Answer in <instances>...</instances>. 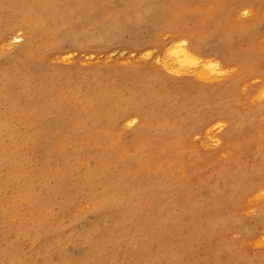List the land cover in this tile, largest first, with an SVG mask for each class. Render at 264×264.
<instances>
[{
	"label": "rangeland",
	"instance_id": "1",
	"mask_svg": "<svg viewBox=\"0 0 264 264\" xmlns=\"http://www.w3.org/2000/svg\"><path fill=\"white\" fill-rule=\"evenodd\" d=\"M0 264H264V0H0Z\"/></svg>",
	"mask_w": 264,
	"mask_h": 264
},
{
	"label": "bare ground",
	"instance_id": "2",
	"mask_svg": "<svg viewBox=\"0 0 264 264\" xmlns=\"http://www.w3.org/2000/svg\"><path fill=\"white\" fill-rule=\"evenodd\" d=\"M19 30V29H18ZM16 32H18L17 30H15V32H11V33H14L11 37H10V40H12L13 42H19L21 40V36ZM9 34V33H8ZM6 34V35H8ZM11 35V34H10ZM7 38V37H6ZM184 46V45H183ZM172 55L174 56L175 60L179 63H181L182 61L184 62H188V64H193L194 66L197 65V61L196 59L192 60V56L189 54L188 50L186 48H179L177 50H175L174 52L172 51ZM192 60V61H191ZM201 60V59H200ZM204 60V59H203ZM191 61V62H190ZM203 62V61H202ZM211 62V61H210ZM210 62H208V65L211 66ZM207 63V62H205ZM214 63V61H213ZM177 64V63H176ZM219 64V63H218ZM175 65V64H174ZM207 64H205L204 68H207L208 67ZM202 67H203V64H202ZM204 68H200V70L198 71V74L199 75H202L205 70ZM129 123H132V121H128ZM261 178V177H260ZM259 181V180H258ZM58 194V193H57Z\"/></svg>",
	"mask_w": 264,
	"mask_h": 264
}]
</instances>
